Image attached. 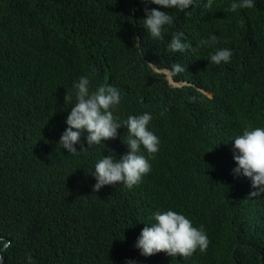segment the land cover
Listing matches in <instances>:
<instances>
[{
    "label": "trees",
    "instance_id": "obj_1",
    "mask_svg": "<svg viewBox=\"0 0 264 264\" xmlns=\"http://www.w3.org/2000/svg\"><path fill=\"white\" fill-rule=\"evenodd\" d=\"M194 1L198 5L186 12L164 11L172 17V23L162 27L166 33H162V39H152L132 27L127 13L134 8L132 0H0V228L12 225L8 232L12 244L4 250L5 241L0 240L4 264H127V257L142 255L127 239L133 234L102 243L105 232L110 230L108 224L120 225L134 206L120 203L109 206L107 200L92 192L78 169L74 173L81 184L82 196L88 197L83 203H90L88 208L70 209L87 217L71 212L77 221L72 232L69 221L53 214V203L59 205L64 189L58 180L46 182V173L57 161L42 170L45 163L41 155L50 141H56V134L68 127L59 113L66 106V93L75 96L73 84L82 76L89 79L90 92L94 79L113 81L121 89L122 101L131 100L130 91H141L143 82L150 86L160 82L163 95L175 93L176 104L164 108L162 126L172 130L182 154L181 161L171 162L175 172L168 183L180 192L189 184L192 200L203 208L206 229L218 239L225 240L229 235L227 227L233 226L229 218L236 202L224 201L208 207L202 192L204 182L221 193L230 190L229 184L235 181L227 153L234 145L228 147L235 133L233 124L238 122L235 113L238 106L225 98L212 104L213 119L201 120L192 102L198 96L197 89L193 86L171 89L164 75L156 72L149 62L159 68L180 64L188 80L210 89L207 80L217 68L210 62V55L225 48L232 53L240 51L257 80L260 79L257 85L262 89L264 0H253L254 7L234 12L229 10L233 0H213L211 9L204 7L207 0ZM102 15L109 17V21L103 19L100 23L104 37L93 38L94 25ZM50 19H56L54 27L47 24ZM128 29L133 32L129 43L117 44L119 33ZM137 32L143 40L141 45L135 43ZM177 33H183L181 40L192 48L169 51L168 44ZM212 35L217 37L215 43L197 46ZM115 58L121 64L118 70L109 65L104 72H96L99 65ZM181 77V73L176 75ZM131 108L127 104L125 111ZM68 159L63 156L60 161ZM10 163L30 170L22 181L4 174ZM135 189L137 203L143 199L139 209L145 220L167 206L157 193L152 194L155 190L151 185L147 187V179ZM38 202H45L48 216L40 211ZM255 216L264 222V206L255 210ZM90 220L101 229L98 242L97 230L94 241V231L92 239L86 235ZM241 242L238 240L234 247ZM220 248L230 258L232 250L224 244ZM32 249L38 262L32 260ZM190 260L185 259V264H228L223 260Z\"/></svg>",
    "mask_w": 264,
    "mask_h": 264
},
{
    "label": "clouds",
    "instance_id": "obj_2",
    "mask_svg": "<svg viewBox=\"0 0 264 264\" xmlns=\"http://www.w3.org/2000/svg\"><path fill=\"white\" fill-rule=\"evenodd\" d=\"M132 1L134 8L131 12L127 11L133 21L132 27L152 39H162V33H165L162 27L172 23L168 12H186L198 5L194 0ZM212 5L213 0H207L204 7L211 9ZM252 7L253 0H233L229 10L234 12ZM56 19H50L47 24L54 27ZM103 19L109 21V17H100L94 25L93 38L104 37L105 32L100 24ZM132 34L129 29L119 33L117 44L129 43ZM183 35H173L168 44L169 51L184 52L192 48L188 42L181 40ZM136 36L135 43L141 45L143 40L139 32ZM216 41L217 37L212 35L210 39L199 41L197 46H208ZM115 60L109 59L108 64L99 65L96 72H104L109 65L118 70L121 64ZM210 62L217 66L207 80L210 89L188 80L184 76L185 68L180 64H173L172 68H159L152 62L149 64L164 75L171 89L190 86L197 89L198 96L192 102L201 120L213 119L212 104L225 98L238 106L235 112L238 122L233 124L235 133L228 147L234 145L227 153L235 181L229 184L230 190L221 193L204 182L202 192L208 207L224 201L236 202H233L229 218L233 226L227 227L229 235L225 240L221 237L218 239L203 225V208L192 200L189 184L180 192L174 184L168 183L175 172L171 162L181 161L182 153L178 152L179 141L172 130L162 126L166 116L163 110L170 104H176V95H163L160 82L154 86L143 82L141 91H130L131 100L128 101H122L121 89L113 81L97 82L94 79L92 92L89 91L90 81L87 77L82 76L73 84L75 96L66 93V106L59 113L68 127L63 133L56 134V141H50L41 155L45 163L42 170L57 161L46 173V182L58 180L64 189L59 205L53 203L54 216L69 221L72 232L77 221L71 212L77 213L78 217H87L78 210L70 209L72 206L88 208L87 203H90H83L88 197L82 196L81 184L74 173L78 169L92 192L99 199L107 200L109 206L116 203L134 206L120 225L108 224L110 230L105 232L106 238L102 242H113L116 237L133 234L127 239L142 255L127 257V264H136V259L148 264H185L184 260L189 258L191 262L202 258L203 261L223 260L228 264H264V222L255 216V210L264 206V84L261 85L262 89L257 85L260 79L257 80L255 71L245 63L240 51L232 53L230 49H219L210 55ZM179 73L182 75L180 79L176 78ZM127 104L132 106L130 111H125ZM63 156L69 157L67 162L60 161ZM5 170L4 174L21 181L30 171L14 163L6 165ZM145 179L147 187L151 185L155 190L152 194L157 193L167 204L151 213L147 220L139 209L143 199L137 203L135 189ZM38 207L48 216L45 202H38ZM10 229L11 224L0 228V240L5 241L4 250L12 244L8 234ZM96 230L98 242L102 236L101 229L96 228L95 222L90 220L86 235L92 239L94 231L93 241ZM240 239L242 242L234 247ZM221 244L232 250L230 258L222 252ZM32 260L38 262V257L34 254ZM4 263L1 253L0 264Z\"/></svg>",
    "mask_w": 264,
    "mask_h": 264
},
{
    "label": "bare ground",
    "instance_id": "obj_3",
    "mask_svg": "<svg viewBox=\"0 0 264 264\" xmlns=\"http://www.w3.org/2000/svg\"><path fill=\"white\" fill-rule=\"evenodd\" d=\"M58 194V193H57ZM61 194V193H60ZM59 199V198H58Z\"/></svg>",
    "mask_w": 264,
    "mask_h": 264
}]
</instances>
